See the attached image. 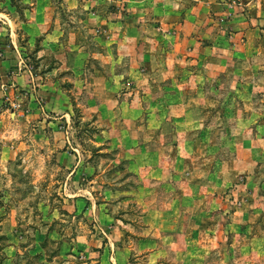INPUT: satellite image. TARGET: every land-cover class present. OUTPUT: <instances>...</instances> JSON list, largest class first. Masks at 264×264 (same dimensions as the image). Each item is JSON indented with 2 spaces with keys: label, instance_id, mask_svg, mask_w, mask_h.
Masks as SVG:
<instances>
[{
  "label": "rangeland",
  "instance_id": "obj_1",
  "mask_svg": "<svg viewBox=\"0 0 264 264\" xmlns=\"http://www.w3.org/2000/svg\"><path fill=\"white\" fill-rule=\"evenodd\" d=\"M105 1L103 12H126L117 0ZM98 4L61 12L81 27L79 21L86 25V12L94 14ZM105 29L83 27L84 45L91 55L77 74L92 80L117 75L122 97L130 92L140 97L139 117L129 123L108 121L107 134L106 124L96 121L98 97L68 91L76 74L45 73L44 67L54 63L49 57L34 70V51L22 49L20 57H29L30 65L22 62L28 71L33 68L43 78H56L68 95L70 109L61 117L51 110L58 103L46 106L41 96L39 112L27 118L15 116L8 101L0 106V264H101L102 259L104 264H264V214L236 217L239 222H234L231 216L243 203L246 178L228 180V168L219 165L236 152L243 128L245 137L254 131L255 119L242 113L249 103V110L264 112V92L254 86L244 92L249 99H242L230 85L242 89L237 84L246 76L219 74L211 91L219 102L204 125L194 124L191 134L183 136L178 119H170L166 129L173 127L171 132L152 133L161 127L148 120L147 113L156 105L146 99L152 90L162 94L164 77L151 76L146 63L137 66L130 56L122 58L114 72L95 71L103 59L93 53L100 50ZM165 34L172 37L173 32ZM116 45L110 46L116 50ZM108 63L112 66V61ZM254 64L247 80L264 83V62ZM147 80L155 83L146 90ZM31 92L35 93L34 87ZM28 93L20 89L13 95L25 98ZM178 106L170 103L164 110L169 109L171 117L172 112L180 113ZM156 107L158 113L163 106ZM107 109L114 113V107ZM123 131L127 137H118ZM152 165L159 169L149 174L147 167ZM249 190L261 191L256 186ZM179 228L186 238L178 235ZM243 243L250 247L248 254L255 255L249 263L243 258Z\"/></svg>",
  "mask_w": 264,
  "mask_h": 264
},
{
  "label": "crops",
  "instance_id": "obj_2",
  "mask_svg": "<svg viewBox=\"0 0 264 264\" xmlns=\"http://www.w3.org/2000/svg\"><path fill=\"white\" fill-rule=\"evenodd\" d=\"M117 1L125 5L126 12L118 9L109 13L103 12L105 0H0V106L6 101L9 106L20 103L21 109L11 107L10 109L15 116L27 118L39 112L37 101L41 96L45 98L46 106L53 105L51 102L58 103L56 108L51 107L52 112L60 113L61 117H64L63 113L68 116L70 100L67 93L58 86V80L54 77L43 78L40 73L33 72L32 67V71H28L26 65L22 63L25 61L30 65L27 60L29 57L23 59L25 54L20 57L22 49L27 47L28 50L34 51L37 59L34 62V70L43 65L40 62H44L48 57L53 58V66L46 65L43 70L45 73L70 71L76 74V77L70 78L68 91L82 93L83 96L94 100L95 95L98 97L96 121L98 124H106L103 130L105 134L110 130L108 121L115 119L118 121L124 119L127 123L130 120L135 121L139 117L137 105L140 97L133 92L122 97L125 93L118 92L122 83L120 77L114 75L108 79L104 77L106 80L103 78L92 80L77 74L85 69L87 58L91 55L84 45V26L106 28L101 37L103 43L101 47L99 46L100 50H97L96 54L93 53L95 58L103 59L100 69L95 68L101 75H103L101 71L114 72L115 65L122 58L130 56L137 66L146 63L151 76L164 77L162 94L155 95L152 90L146 99L149 105L163 106L158 113L156 106L147 113L148 120L160 123L161 128L157 127L152 133H158L159 130L161 134H168L173 127L170 130L166 129L167 121L178 119L181 129L179 133L183 136L190 135L194 124L202 126L204 125L202 121L214 114L213 107L219 100L211 91L216 87L214 79L217 75L234 77L237 72L249 77L246 73L252 72L256 66L254 61L264 62V0ZM96 2L99 3L94 10L96 14L86 12L88 16L86 25L80 20L81 27L76 26L72 20H66L62 15L65 10L77 7L88 9ZM101 3L104 5L100 6ZM68 21L71 24L67 23ZM166 31L173 32L172 37L166 35ZM101 38L99 37L100 42ZM115 42L116 50L110 46ZM33 46L34 48H31ZM109 60L112 61V66L109 63L105 64ZM246 77H243L246 79L243 83L237 84L242 89L234 84L230 85L232 90L242 94V99H249V95L244 92L249 88L252 90L254 86L264 92L262 81L253 85ZM168 78L170 80L165 81ZM153 83L155 80H147L144 89H149ZM205 85L207 86L204 87ZM32 87L34 94L31 92ZM20 89L29 92V95L25 98L14 96L13 92ZM110 102L112 105L109 107L107 104ZM177 102L180 113L176 115L172 112L171 118V112L168 113L169 109L165 112L164 107ZM243 104H247V101ZM106 106L114 107V113ZM248 106L250 107V103ZM248 106L242 115L247 119L252 117L255 119L254 131L248 132L245 137L247 129L243 128L244 138L240 140L234 155L219 163L221 167L228 168L225 175L228 180L242 175L246 178L243 184L246 188L243 192V203L231 216L234 222H239L237 218L245 219L250 215L264 214V112L254 108L249 110ZM118 128L123 130L122 126ZM136 128L138 130L140 126ZM216 134H219L218 131ZM118 137H127L126 132L123 131ZM147 169L151 174L159 168L152 165ZM254 186L261 191L259 193L250 191L249 189ZM147 193L149 191H146L145 197ZM180 234L185 236L179 228L178 235ZM242 247L246 250L243 258L249 263L255 255L251 257L248 254L250 247L247 243H243ZM101 264H104L103 259Z\"/></svg>",
  "mask_w": 264,
  "mask_h": 264
},
{
  "label": "built area",
  "instance_id": "obj_3",
  "mask_svg": "<svg viewBox=\"0 0 264 264\" xmlns=\"http://www.w3.org/2000/svg\"><path fill=\"white\" fill-rule=\"evenodd\" d=\"M20 107H21L20 103H14V104L12 105V108H13V109H15V108H20Z\"/></svg>",
  "mask_w": 264,
  "mask_h": 264
}]
</instances>
